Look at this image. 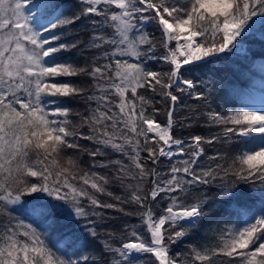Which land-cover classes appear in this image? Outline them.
Returning a JSON list of instances; mask_svg holds the SVG:
<instances>
[{
  "label": "snow or ice",
  "instance_id": "6c2138e0",
  "mask_svg": "<svg viewBox=\"0 0 264 264\" xmlns=\"http://www.w3.org/2000/svg\"><path fill=\"white\" fill-rule=\"evenodd\" d=\"M80 4L78 13L68 17L60 12L45 26L39 14L56 13L55 0H0V210L10 218L0 230V264H86L90 259L73 258L33 224L12 217L9 206H19L13 209L18 211L25 205L36 217H50L47 227L57 214L86 220L92 237L97 235L96 222L89 217L104 215L97 209L139 216L150 239L136 226L126 225L131 239L113 246L116 233H109L103 249L113 254L111 264H224L220 257L229 258V264L232 260L264 264V105L225 114L211 108L216 81L184 78V73L237 49L255 19L264 22V0H80ZM82 18L92 29L85 48L99 55L77 65L61 59V54L82 41L64 43L60 35L45 34ZM149 23L161 33L165 51L159 57L146 31ZM108 29L111 35L106 34ZM156 60L167 64L169 71L148 66ZM72 77H87L91 83L85 87L64 79ZM198 85L207 91L197 90ZM140 89H151L169 102L166 124L156 120L159 110ZM176 93L204 100L208 110L195 116L220 126L224 142L235 137L243 150L230 160L227 153L216 152L208 157L214 163L202 165L204 145L221 136L194 135L187 144L176 139L174 113L181 100ZM77 99L85 105L83 111L68 106ZM73 115L79 118L76 124ZM109 152L121 158L97 159ZM85 153L92 160L89 168L81 165ZM176 155L187 159L173 163L167 173L148 166L149 161L156 165L161 158ZM93 169H111L112 175ZM217 180L229 200L241 182L259 181L258 214L246 213L240 224L215 231L212 243L192 244L187 253L171 254L172 246L210 214L205 211L206 199L186 202L190 189ZM113 183L125 194L111 191ZM161 197L168 204L157 215L152 205ZM125 205L139 210L128 212ZM74 243L69 241L70 246ZM149 254L153 259L144 258Z\"/></svg>",
  "mask_w": 264,
  "mask_h": 264
},
{
  "label": "trees",
  "instance_id": "16d2710c",
  "mask_svg": "<svg viewBox=\"0 0 264 264\" xmlns=\"http://www.w3.org/2000/svg\"><path fill=\"white\" fill-rule=\"evenodd\" d=\"M55 3L59 6L56 13L51 10H44L40 15V23L47 26L49 19L53 15L63 12L64 16L71 17L78 13L82 9L80 0H55ZM117 10V9H113ZM97 19H99L97 17ZM88 25L86 19H81L74 24L62 28L53 30L52 33L45 34L50 36L52 34L60 35L61 41L64 43H74L77 40L82 41L80 46L75 49H71L61 54V59H67L77 65H83L86 61H90L91 57L99 55V52L94 49H86L85 45L88 44L90 36L92 35V29ZM146 31L152 35L153 42L156 43L155 55L157 57L164 54V49L160 44L161 33L157 30L154 23H149L146 26ZM107 35L112 34V30H107ZM55 44V42H54ZM174 46V42H173ZM103 50L110 51V48ZM104 61L101 60L100 63ZM148 66L156 71H169V66L162 61H150ZM184 78L197 79L201 81L214 80L217 85L213 91V102L211 108L223 111L225 114L227 110L235 111L236 104H242L246 102L245 107H251L252 86L264 89V22L260 18H256L252 23V27L247 29L244 33L243 39L239 41V47L234 49L232 53L221 56V58L212 60L211 63L204 64L197 68L194 72L184 73ZM70 79L73 83L81 84L85 87L91 83V80L87 77H72L64 78ZM199 91H207L203 85H198ZM141 95H145L154 101V107L159 111L156 113V120L160 124L167 123V109L169 102L162 101L161 97L153 93L151 89L138 90ZM181 96V100L177 103L174 113V120L177 123L173 127V136L176 139L184 140L187 144L190 142V137L194 135L211 136L220 135L221 140L213 143L212 145H204L205 155L201 159L202 165H207L210 162L208 157L214 155L216 152L227 153L229 160L232 156L243 150V144L233 137L232 141L224 142L222 137V128L216 125H209L205 123L206 117L195 116V112H205L208 108L205 105L204 100H197L187 94L176 93ZM264 105V104H263ZM77 111H83L85 105L79 99L72 101L68 105ZM151 111V109H149ZM186 117H191L190 120H185ZM74 124L79 122V118L75 115L70 117ZM190 124V126H186ZM81 144L87 147H93L91 142L81 140ZM175 150V149H174ZM71 154V152L69 153ZM147 153H142V156H146ZM121 158L119 153L109 152L105 157L97 159L114 160ZM125 163H128L127 158H123ZM187 159V156L176 155L169 160L168 158H161L160 162L156 165H152L148 162L149 167H155L160 173H167L168 169L173 163L177 161ZM91 158L85 153L81 157V165L83 168H89L91 165ZM100 171L102 174L107 173L112 175L111 169H93ZM35 180L36 178H32ZM132 182V181H127ZM110 190L116 195L125 194L124 189L118 184L113 183L110 186ZM259 188L260 182L255 183H243L241 182L234 195L230 200L221 194V181L217 180L214 184L209 185H195L190 189L187 203H192L196 198L206 199L208 204L205 208L206 212L210 214L202 219L198 226L191 231V233L181 241H178L172 246L171 254L187 253L189 251L188 246L192 244L203 245L205 243H212L214 241V233L225 225L240 224L246 219L245 214H258L257 209L260 207L259 202ZM253 189H256L255 194H252ZM102 200L107 202H113L111 198L101 196ZM168 201L161 197L152 205L153 211L160 215L167 207ZM19 208V206H9V211L12 212V217L22 219L24 222L33 224L41 232L50 236L51 240L64 249L68 254H74L73 258H78L81 255H88L90 259L86 264H111L113 254L104 251L103 242L109 239V233H116V236L112 238L113 246H119L121 243L126 242L127 233L125 226H136L141 235L147 240L150 237L147 234L145 228L141 227V218L137 215H124L113 209H97L104 213L100 218L89 217L94 220L97 235L92 237L88 228L91 225L87 224L86 220L65 219L63 216L57 214V219L52 223L51 227H47V224L51 218L36 217L32 215L27 208V205L23 209L18 211L13 210ZM125 209L128 212L135 213L138 211L136 205H125ZM9 216L2 210H0V230L9 224ZM13 224L15 220L11 221ZM69 241H75L71 246ZM98 257V259H94ZM147 259H153L150 254ZM220 260L224 264H229V258L220 257ZM82 264L85 262L82 261ZM231 264H237V261L232 260Z\"/></svg>",
  "mask_w": 264,
  "mask_h": 264
},
{
  "label": "rangeland",
  "instance_id": "374dc122",
  "mask_svg": "<svg viewBox=\"0 0 264 264\" xmlns=\"http://www.w3.org/2000/svg\"><path fill=\"white\" fill-rule=\"evenodd\" d=\"M35 2V0H34ZM251 94H252V102H251V107H246L249 109H256L261 107L264 104V89L258 88L256 86H252ZM246 102H242V104H236L235 110L237 108L245 107ZM166 124V123H165ZM164 125V124H161Z\"/></svg>",
  "mask_w": 264,
  "mask_h": 264
}]
</instances>
